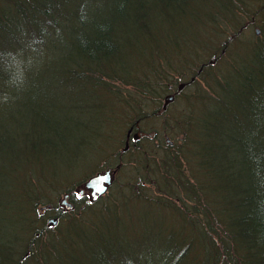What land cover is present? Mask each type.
Listing matches in <instances>:
<instances>
[{"label": "trees", "instance_id": "16d2710c", "mask_svg": "<svg viewBox=\"0 0 264 264\" xmlns=\"http://www.w3.org/2000/svg\"><path fill=\"white\" fill-rule=\"evenodd\" d=\"M210 1L0 0V194L9 193V188L12 190L7 202L11 208L18 209L21 200L19 208L25 212L21 218L27 225L23 236L18 238H6L0 226V264H133L122 246L116 247L110 242L115 236L114 230L120 227L117 214L123 204L115 200L106 202L109 192L103 196L105 199L88 200L78 193L76 196L70 187L66 191L74 208L65 210L48 193L49 189L56 190L65 174L57 183L48 181L50 188L46 191L39 185L45 178L43 165L47 160H44L54 150L55 155L73 152L80 165L85 163L79 149H73L70 139L66 138L73 136L72 118L66 111L76 110L74 106L80 108L82 103L65 105V96L69 95V99L75 95L90 97L97 101L94 107L102 106L99 97H113L123 106L121 96L126 98V103L132 98L127 90L122 92L124 86L134 85L141 87L134 96L144 97L149 92L153 102L160 105L163 94L170 93L176 85L175 81L166 79V72L173 70L172 64L181 69L182 77L190 75L187 70L196 72L195 79L191 77L182 89L176 88L180 95L191 87V92L185 93L188 108L175 115L161 111L164 117L167 115L165 123L175 127L174 142L166 140L155 153V147H143L139 158L152 156L157 160V165L154 163L157 167L144 165L147 172L140 176L136 173L138 180L129 187L135 196L147 184L162 185L163 189H159L165 199L159 202H163L164 208L178 201L183 205L189 202L187 195L184 200L179 194L173 196L180 187L193 195L194 205L187 204L183 224L190 225L203 237L204 250L212 256L210 264H264V124L256 116L258 110L260 117L264 114V100L259 102L264 92V51L259 49L264 45V21L262 35L256 36L259 39L253 43L255 59L245 70L235 65L233 53L229 48L225 50L226 43L219 44L210 61L200 62L193 60L194 54L182 50L186 45L183 38L173 39L172 35L160 38L154 31L153 21L159 17L167 20L172 28L177 27L182 21L176 15L179 13L182 19L188 15L198 21L208 18L213 25L210 32L218 34L219 14L231 15L237 1L221 0L219 7ZM209 3V11L199 7ZM220 29L226 30L223 26ZM148 44L150 49L146 53ZM169 48L173 53H166ZM131 50L141 59L139 73L143 76L140 78L127 64L126 57ZM156 54L157 57L164 55L167 71L159 69L153 58ZM5 97L12 99L5 100ZM160 108L161 105L141 119L156 116ZM28 112L34 118L30 124L34 128L32 132L30 126L27 130L14 131L12 118H22ZM241 115L249 122V130L244 128ZM15 121L24 126L22 119ZM42 130L46 132L43 136ZM155 138L148 136L145 140ZM218 151L229 160L227 181L222 163L212 161L211 155ZM128 153L129 149L119 153L113 164ZM20 167L24 168L25 175H19L17 180L6 179L7 169L15 176ZM40 167L43 180L36 182L35 170ZM245 171L248 174L240 177ZM55 174L56 171L50 173V180ZM218 176L222 193L229 201L233 199V208L239 210L227 218L228 213L223 209L221 225L215 223L219 218L213 208L216 201L210 198L213 191L208 193L201 184L202 178L219 183ZM236 178L246 186L239 185V180L233 183ZM102 200L105 201L99 204ZM146 200L153 202L148 197ZM41 206L46 209L43 214L38 212ZM85 211L88 214L84 215ZM53 215L59 218V223L49 227L47 219ZM93 215L97 217L94 223L91 222ZM1 216L0 221L5 222V215ZM110 223L115 226L109 231ZM92 224L98 236L91 238L93 252L89 251L87 261L88 252L82 253L81 245L89 238L87 226ZM185 241L168 249L169 257L175 258L173 264L182 263L190 253L200 250L193 241Z\"/></svg>", "mask_w": 264, "mask_h": 264}, {"label": "rangeland", "instance_id": "374dc122", "mask_svg": "<svg viewBox=\"0 0 264 264\" xmlns=\"http://www.w3.org/2000/svg\"><path fill=\"white\" fill-rule=\"evenodd\" d=\"M236 1V7L233 9L231 15L219 14L220 25L218 28L219 31L217 32L218 34L210 32V30L213 29V25H211L208 18L203 21H198L188 15L187 17H184L187 19H182L183 17L179 13L176 15L182 21L175 28H172L171 24L163 18L159 17V19H154L155 34L159 35L158 37L160 38L167 35H172L173 39L183 38V43L186 45L182 46V50L189 55L194 54L195 57L193 56V60L200 62L210 61L214 56V52L219 49V44L223 45L226 43L225 50L229 48L230 52L233 53L235 65L238 68L245 70L248 64L255 59L256 49L253 45L254 39L255 41L258 40L259 38H256V36L262 35L263 32L261 24L264 21V9L261 10V8L264 6V1L247 0V4L242 2V0ZM210 2H214L212 4H215V7L222 5L221 0H212ZM199 7L209 11L211 3L207 5L203 4ZM221 26L226 28L225 32H222V29H220ZM257 29L261 30L260 34L256 33ZM194 37L195 39L192 41L191 39ZM262 37L264 38V33ZM229 39H231V41ZM140 44L138 47L141 46ZM149 45L150 44L146 47V53H149ZM259 49L264 51V45H261ZM160 50L164 52L163 47H161ZM225 50L223 53H225ZM130 53V56L126 57L127 64L130 69H133V71L136 70V73L140 78L142 75L139 73L140 56H138L135 50H131ZM166 53H173V49L169 48L166 50ZM171 57L173 58L172 55ZM153 58L157 64H159V69L167 71L168 68L163 54L158 57L156 54ZM173 59L176 60V58ZM225 63L227 67V62ZM172 68L174 71H167V76H165L167 80L175 81L176 85L174 84V89L170 91V93L163 94L160 104L161 108L156 116H145L144 119H141L144 114L153 112L154 109L160 105H157L155 101L153 102V96H151L149 92H146V94L143 95L144 97H141L138 94L134 96V92H140L141 90V87L139 88L134 85L124 86L122 92L126 93L127 90L132 98H128L129 101L126 103V98L121 96L120 101L124 100V102H122L123 106H121L116 99H113V97L110 99L99 97L98 99L103 102V104L101 107H94L93 105L97 101L92 100L90 97L75 95L69 99V95L65 96L63 102L65 105L71 103L74 106L75 102L82 103L80 108L74 106L76 110L66 111V113L72 118L71 127H73V136L67 135L66 138L70 139V143L73 144V149H79L84 156L85 163L80 165L81 161L77 162L78 156L73 152H68L63 155H55L56 150H54L53 153L44 160H47L43 165L45 171L44 180L41 175L42 168L40 167V169L35 170L37 175L36 182L43 180V183L39 185V188L45 191L50 188L48 181L57 183V179L65 174L64 177L62 176L63 180L58 183L59 185L56 190L53 191L54 189H49L48 191L50 196H52L51 200L58 205L61 204L64 195L67 193L69 194L66 190L70 187L74 188L75 194L83 188V198L92 200V189L85 187L86 180L96 176L98 173H105L110 170L112 178L111 184L108 187L109 194L106 193L108 194L106 199L103 197L106 195L105 193L101 198L103 197L106 202L109 200H115L117 201V204H123L117 214L120 218V227H117L114 230L115 236L110 239V242L116 247H118V245L122 246L121 249L127 257L132 259L133 264H173L175 258L169 257L168 249L175 243L182 245L186 242L185 240L193 241L196 248H200V250H195L190 253L180 264H193L194 261L196 264H210L212 259V256L204 250L203 237L200 236L197 231H194L190 225L183 224V219L185 220L186 216L185 208L187 207V204L191 203V206L194 205L193 195H190L189 192H185L180 187L175 191V195L173 196L179 194L181 196L180 198L184 200L187 195V199L190 198L188 199L189 202L183 205L181 201H178L176 205L172 203V207L167 206V208H164L162 205L163 202H159V200L165 199L164 192L159 189L160 187L163 189L162 185L159 184V187L152 183L147 184L145 189L141 190L142 193H138V195L135 196L130 188L133 184L132 182L138 180L136 179V173L139 176L140 174L143 175L146 173L148 168L147 165L152 168L157 167V160L152 158V156L139 158L140 151L143 147H155V153L160 151L158 148L166 144L167 138L174 142L175 136L173 133L175 127L165 123V117L167 115L164 117L161 111L165 110L167 113L170 112L175 115V113H184L188 108L185 93L191 92L189 91L191 87L187 91H183L180 95L177 93V89H182L186 86L191 77L195 79L194 75L196 72L192 73L193 71L191 72L187 70L190 75L182 77L179 74L181 69L177 66H173V64ZM223 69H226L224 64ZM115 85L119 86L117 83H115ZM169 96H174V99L165 104V100ZM178 96H181V98H178ZM143 98H145V100ZM3 99L10 100L12 97H5ZM263 100L264 92L259 102L262 103ZM136 108L138 109L136 110ZM260 112L261 111L258 110L256 116L259 118V121L260 118H262L261 123L264 124V114L260 117ZM30 113L31 112L23 113L22 118L18 116L12 118L13 122L11 125L14 128V131L27 130L29 129V126L31 127L30 124L34 122V118L30 116ZM245 118L246 117L243 115L240 116V119L244 123V128L249 130L250 124L248 121L244 120ZM17 119H22L24 126H19L18 122L15 121ZM33 129L34 128L31 127L29 131L32 132ZM100 132H102L103 135H99ZM41 134L43 136L46 132L42 130ZM148 136H156V138L154 141L148 140L149 142H147L145 139ZM144 140L146 142H144ZM134 147H136V149H134ZM127 149H129V153L125 157H122L117 164H113L116 162L119 153H122ZM211 156L212 161L217 162L218 164L222 163L224 169L222 173H224L223 176L227 181V179L230 178L226 175V167L229 162L228 158H223V154L219 151L213 153ZM153 159L156 162H153ZM154 163H156V165ZM69 164H71L70 167ZM144 165H146L147 168H145ZM109 166L111 167L109 168ZM241 167L242 166L237 169L238 173ZM54 171H56V174L50 180V173ZM67 173H69V175H66ZM247 174L248 172L245 171L244 175H240V177H244ZM5 175L8 180H14V178L17 180L19 175H25V171L23 167H20L19 171H17L14 176L13 173L7 169ZM217 179L219 180V183L217 181L213 182L210 179L207 182L202 178L201 184L208 193H210L211 190L213 191V194H211L212 197L210 198H212L213 201H216L213 208L216 210L219 218L215 223L221 225L224 222V220L223 222H219L221 221L220 216L223 209L228 213L226 215L227 218L236 215L239 210L233 208V199L229 201V199L225 197L226 194L222 193L223 189L221 188V185H219L222 184L221 178L218 176ZM239 179L240 178H236L233 183ZM193 182L196 183L197 179L194 178ZM238 183L239 185H242L243 188L246 186L241 183V180H239ZM11 191L12 190L9 188V193L3 192L0 194V218H3L1 215H5L6 217L5 222H3V220L0 221V226L3 227L1 228V231L4 232L6 238H18L23 236V229L27 225L25 224L26 222H24L26 220L21 218L25 216V212L23 210L20 211L22 207L19 208L21 200L18 201V209L14 207L11 208L7 204L9 195L12 193ZM141 195L145 197V199L141 197ZM70 197L68 196V199L72 201ZM147 197L150 200L152 199L153 202H148L146 200ZM105 200H102L99 204ZM155 201L157 203H155ZM173 201L176 200L173 199ZM62 207L65 208L64 205ZM179 208L182 212H180ZM49 210V212H52L53 209L50 208ZM45 211L46 209L44 206L39 207L38 212L40 214L45 213ZM183 212L185 215H183ZM85 214H88L87 211H85L84 215ZM96 218L97 217L94 215L91 216V222H96ZM195 218H198V215ZM112 224L113 223H110L108 226L109 231L115 226ZM93 226V224L87 226L89 238L81 245L82 253L88 252L85 256L87 261L89 260V251L93 252L92 248H90L93 245L91 240L98 236L97 230H93ZM26 256H28V253ZM92 258L95 259L93 254Z\"/></svg>", "mask_w": 264, "mask_h": 264}, {"label": "water", "instance_id": "95a60500", "mask_svg": "<svg viewBox=\"0 0 264 264\" xmlns=\"http://www.w3.org/2000/svg\"><path fill=\"white\" fill-rule=\"evenodd\" d=\"M174 99V96H169L166 98V101L169 102ZM111 178L112 173L110 170L106 171L105 173H98L96 176H93L90 178L86 184L85 187L92 189V199L97 200L99 197H101L107 190L109 185L111 184ZM84 189L80 190V194H83ZM62 204L66 206V210L73 209V204L68 201V195H65L64 199L62 200ZM58 218H50L48 220V226L56 225L58 223Z\"/></svg>", "mask_w": 264, "mask_h": 264}, {"label": "bare ground", "instance_id": "6f19581e", "mask_svg": "<svg viewBox=\"0 0 264 264\" xmlns=\"http://www.w3.org/2000/svg\"><path fill=\"white\" fill-rule=\"evenodd\" d=\"M166 102H167V101L165 100V104H166Z\"/></svg>", "mask_w": 264, "mask_h": 264}, {"label": "flooded vegetation", "instance_id": "af4514ba", "mask_svg": "<svg viewBox=\"0 0 264 264\" xmlns=\"http://www.w3.org/2000/svg\"><path fill=\"white\" fill-rule=\"evenodd\" d=\"M69 197H70V194H69ZM71 198V197H70Z\"/></svg>", "mask_w": 264, "mask_h": 264}]
</instances>
